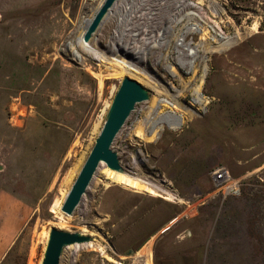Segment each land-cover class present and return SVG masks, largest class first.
<instances>
[{"label": "rangeland", "instance_id": "1", "mask_svg": "<svg viewBox=\"0 0 264 264\" xmlns=\"http://www.w3.org/2000/svg\"><path fill=\"white\" fill-rule=\"evenodd\" d=\"M103 2L0 0V191L31 208L1 264H42L52 228L89 237L59 264H264V0H116L85 40ZM126 76L149 98L111 148L158 193L102 162L68 215Z\"/></svg>", "mask_w": 264, "mask_h": 264}, {"label": "water", "instance_id": "2", "mask_svg": "<svg viewBox=\"0 0 264 264\" xmlns=\"http://www.w3.org/2000/svg\"><path fill=\"white\" fill-rule=\"evenodd\" d=\"M115 1L104 0L86 28L83 37L85 40L91 37L103 15ZM148 98L149 90L139 81L128 76L123 78L108 109L101 132L61 206L64 213L68 215L73 213L102 162L115 171L125 172L117 152L111 148V145L131 112L135 109L136 104ZM88 239L89 237L79 232L52 228L42 264H59L61 253L66 245L80 243Z\"/></svg>", "mask_w": 264, "mask_h": 264}, {"label": "crops", "instance_id": "3", "mask_svg": "<svg viewBox=\"0 0 264 264\" xmlns=\"http://www.w3.org/2000/svg\"><path fill=\"white\" fill-rule=\"evenodd\" d=\"M31 208L15 194L0 191V264L22 233Z\"/></svg>", "mask_w": 264, "mask_h": 264}, {"label": "bare ground", "instance_id": "4", "mask_svg": "<svg viewBox=\"0 0 264 264\" xmlns=\"http://www.w3.org/2000/svg\"><path fill=\"white\" fill-rule=\"evenodd\" d=\"M91 19H89L88 21H87V23H86V25L84 26V29H83V32H82V34L83 33H85V31H86V28L88 27V25H89V21H90ZM254 29H255V27H254ZM243 34V33H242ZM83 37H84V34H83ZM208 48V47H207ZM116 62V61H115ZM120 67H121V69L126 73V74H129L130 73V70H134L135 68L134 67H132L131 65H129V64H127V62L126 61H117L116 62ZM207 69V68H206ZM195 88H197L196 86H195ZM199 91H200V87H199V89H198ZM196 94V93H195ZM200 95V94H199ZM202 100V99H201ZM201 100H200V102H201ZM178 104V103H177ZM177 124V123H176ZM175 123H171L170 124V127L171 128H173V129H175V128H177V125H176ZM179 128V127H178ZM117 174H116V178L117 179H119V180H122V181H124L125 183H131L132 185H134V187L135 186H137L138 187V189L139 188H148L152 193H156L157 191H155L154 189H152V187H150V184H148L147 182H145V181H132L130 178H129V176H127L125 173H123V172H116ZM123 183V182H122ZM158 187V186H157ZM162 191V193H164V194H167V195H169L170 196V199L171 198H175L171 193H169V192H166L165 190H161ZM158 193V192H157ZM156 193V194H157ZM66 196V195H65ZM65 200V199H64ZM63 204H60L59 206H62ZM49 237H50V235H49ZM48 240H49V238H48ZM48 240H47V243H48Z\"/></svg>", "mask_w": 264, "mask_h": 264}, {"label": "built area", "instance_id": "5", "mask_svg": "<svg viewBox=\"0 0 264 264\" xmlns=\"http://www.w3.org/2000/svg\"><path fill=\"white\" fill-rule=\"evenodd\" d=\"M214 179L218 184H222L225 187L226 194L240 192V180L235 179L226 168H219L214 172Z\"/></svg>", "mask_w": 264, "mask_h": 264}]
</instances>
